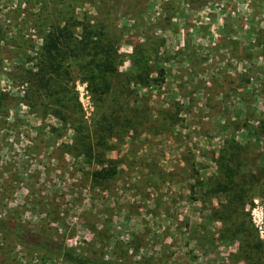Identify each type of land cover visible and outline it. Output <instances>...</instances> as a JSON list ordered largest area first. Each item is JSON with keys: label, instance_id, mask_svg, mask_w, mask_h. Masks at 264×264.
I'll list each match as a JSON object with an SVG mask.
<instances>
[{"label": "rangeland", "instance_id": "rangeland-1", "mask_svg": "<svg viewBox=\"0 0 264 264\" xmlns=\"http://www.w3.org/2000/svg\"><path fill=\"white\" fill-rule=\"evenodd\" d=\"M0 26L1 218L125 264H264V0H0ZM100 32L119 72L99 100ZM0 264L66 263L0 233Z\"/></svg>", "mask_w": 264, "mask_h": 264}, {"label": "trees", "instance_id": "trees-1", "mask_svg": "<svg viewBox=\"0 0 264 264\" xmlns=\"http://www.w3.org/2000/svg\"><path fill=\"white\" fill-rule=\"evenodd\" d=\"M2 37V28L0 26V40ZM61 34L60 31H54L47 34V37L44 42V52L45 62L47 65L49 63L53 64L51 71L57 72L59 68L62 67L64 56L62 55V48H61ZM109 42L106 41V37L104 36L103 32L99 33L96 42L92 46L93 49L95 48V54H98L96 58L90 57L89 65L85 66V69L82 71L83 78L93 86V91L95 95H98V99H102L105 94H108L112 89V83L107 80V76L110 73H114L115 75L119 72L118 69L115 67L116 62L113 61L115 50H112L108 44ZM99 49V50H98ZM96 59V60H95ZM92 61V62H91ZM46 65V64H45ZM160 72H163V69H160ZM59 74V73H58ZM148 75L149 72L146 73V77H143V74L138 72L133 77V80L137 83H148ZM50 84V78H44L43 86L47 87ZM76 101V100H75ZM77 102V101H76ZM72 106L78 105L77 103H72ZM69 107L74 109V107ZM118 108L123 109V104L116 105ZM126 107V104H124ZM133 107V106H132ZM65 110L61 112V119L65 123H69L72 129L75 132V137L83 139L85 136V132H83L82 126L84 122L80 119V121L76 120L77 124L75 123L74 114L71 113L70 110ZM67 109V108H66ZM103 112L101 113V121L103 119H107L109 121V117H111V113L103 108ZM99 122V127L105 130L106 124ZM108 133V132H107ZM264 141V137H263ZM225 152L228 153L226 148ZM221 165H223L221 163ZM228 167H225L223 170V175L225 177H231L232 171L228 170ZM117 166L116 163L109 161L107 164L103 165L99 170L93 172V176L97 180H106L111 178L117 174ZM0 233L8 234L14 237L15 241L18 243L19 246L28 249L34 250L42 253L45 257H56L59 258L62 262L66 264H125L120 261L109 260L98 256H91L86 255L81 252L76 251L75 249L66 246L62 242L44 235L40 232L28 229L20 222H14L7 218L0 217Z\"/></svg>", "mask_w": 264, "mask_h": 264}, {"label": "crops", "instance_id": "crops-1", "mask_svg": "<svg viewBox=\"0 0 264 264\" xmlns=\"http://www.w3.org/2000/svg\"><path fill=\"white\" fill-rule=\"evenodd\" d=\"M255 44L257 45V43H255ZM247 45L253 47L254 46V42H249V44H247Z\"/></svg>", "mask_w": 264, "mask_h": 264}]
</instances>
